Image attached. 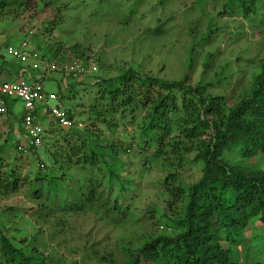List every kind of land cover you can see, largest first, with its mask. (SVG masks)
Segmentation results:
<instances>
[{"label": "trees", "instance_id": "trees-1", "mask_svg": "<svg viewBox=\"0 0 264 264\" xmlns=\"http://www.w3.org/2000/svg\"><path fill=\"white\" fill-rule=\"evenodd\" d=\"M3 4L6 1L0 0ZM263 4L264 0H224L223 8L248 20ZM262 16L264 24V12ZM48 52L57 60L83 59L84 54L79 45ZM208 63L206 57L203 69ZM191 64L189 59L186 65ZM202 76L196 82L189 75L165 79L129 66L98 78L93 83L95 99L82 114L93 124L67 132L58 126L44 129L40 147L47 160L40 159L34 173L22 171L18 141L11 162L0 158V193L30 186L33 197L42 201L41 217L54 210L64 216L95 208L125 216L130 182L114 165L121 155L137 150L144 165L159 163L166 171L160 184L178 209L159 215L168 233L149 234L136 246H123L122 264H239L233 255L239 236L254 217L264 225V63L253 74L250 88L231 104L224 94L212 93L215 83ZM5 113H10L9 100ZM97 126L109 131L130 126L133 133L122 131L121 141L97 132ZM253 158L257 164L250 167ZM192 163L200 164V175L183 185L180 171ZM0 264L74 263L45 255L32 245L17 246L0 229ZM88 264L118 263L114 257H102Z\"/></svg>", "mask_w": 264, "mask_h": 264}, {"label": "rangeland", "instance_id": "rangeland-1", "mask_svg": "<svg viewBox=\"0 0 264 264\" xmlns=\"http://www.w3.org/2000/svg\"><path fill=\"white\" fill-rule=\"evenodd\" d=\"M5 1L0 5V65L20 62L7 48L19 47L27 39L32 50L50 58V49L63 52L79 45L84 54L78 60L89 69L97 67L95 73L67 77V86L58 72H50L44 83L46 90L61 95L77 129L93 124L82 115L95 99L93 83L129 66L173 80L189 75L196 82L203 75L204 80L215 83L209 90L224 94L231 104L250 88L253 74L264 63V4L259 14L245 20L240 14H228L224 0H165L164 4L158 0ZM206 57L209 63L203 69ZM189 59L191 67L186 65ZM28 61H21L22 65L27 66ZM9 108L10 113L0 115V158L4 162L15 157L13 147L18 141L25 142L19 122L23 105L18 99H10ZM42 116L44 129L57 127L45 113ZM93 129L121 141L124 133H133L130 126L114 131L100 126ZM40 159L47 160L41 147L36 155H22V171L34 173ZM143 162L137 150H130L114 165L130 182L125 216L108 215L95 208L64 216L54 210L50 216L41 217L38 207L42 201L34 198L26 185L9 194L0 193V229L17 246L32 245L64 263L88 264L114 257L122 264L123 246H136L149 234L168 233L159 215H169L170 208L178 209L160 184L166 171L159 163L149 168ZM256 164L254 158L248 161L250 167ZM180 172L183 185L191 184L200 175V164H189ZM239 239L233 253L239 263L264 264V225L257 217L249 221Z\"/></svg>", "mask_w": 264, "mask_h": 264}, {"label": "built area", "instance_id": "built-area-1", "mask_svg": "<svg viewBox=\"0 0 264 264\" xmlns=\"http://www.w3.org/2000/svg\"><path fill=\"white\" fill-rule=\"evenodd\" d=\"M7 51L17 60L28 59L30 63L21 68L19 77L13 81L0 77V115L6 112L7 100L21 101L24 109L21 123L25 142L19 145L18 151L22 155H36V149L43 143L44 128L40 123L43 113L62 129L75 127V121L64 107L61 95L45 88L44 83L49 73L62 74L63 83L67 86V77L84 76L89 71L95 73L97 67L92 66L89 69L78 59L57 60L43 57L30 48L27 39H23L19 47L8 46ZM33 73L37 75L31 76Z\"/></svg>", "mask_w": 264, "mask_h": 264}, {"label": "crops", "instance_id": "crops-1", "mask_svg": "<svg viewBox=\"0 0 264 264\" xmlns=\"http://www.w3.org/2000/svg\"><path fill=\"white\" fill-rule=\"evenodd\" d=\"M30 60L28 61V64ZM24 67L22 62H11V63H2L0 65V77L3 80L13 81L19 77V71ZM37 74L33 73L31 76L35 77Z\"/></svg>", "mask_w": 264, "mask_h": 264}, {"label": "clouds", "instance_id": "clouds-1", "mask_svg": "<svg viewBox=\"0 0 264 264\" xmlns=\"http://www.w3.org/2000/svg\"><path fill=\"white\" fill-rule=\"evenodd\" d=\"M240 264V263H239Z\"/></svg>", "mask_w": 264, "mask_h": 264}]
</instances>
